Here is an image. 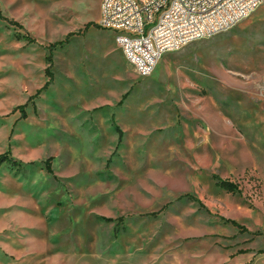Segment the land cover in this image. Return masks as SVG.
<instances>
[{
	"label": "rangeland",
	"instance_id": "rangeland-1",
	"mask_svg": "<svg viewBox=\"0 0 264 264\" xmlns=\"http://www.w3.org/2000/svg\"><path fill=\"white\" fill-rule=\"evenodd\" d=\"M102 1L0 0V264H264V0L147 78Z\"/></svg>",
	"mask_w": 264,
	"mask_h": 264
},
{
	"label": "built area",
	"instance_id": "built-area-1",
	"mask_svg": "<svg viewBox=\"0 0 264 264\" xmlns=\"http://www.w3.org/2000/svg\"><path fill=\"white\" fill-rule=\"evenodd\" d=\"M262 0H103L98 26L115 41L140 78L161 57L225 32L248 18Z\"/></svg>",
	"mask_w": 264,
	"mask_h": 264
},
{
	"label": "trees",
	"instance_id": "trees-1",
	"mask_svg": "<svg viewBox=\"0 0 264 264\" xmlns=\"http://www.w3.org/2000/svg\"><path fill=\"white\" fill-rule=\"evenodd\" d=\"M1 22H5L6 24H8L9 26H13V27H18L20 29L23 28V26H21L18 22L16 21H13V20H9L8 18H6L1 12H0V23ZM91 26V24H87L86 27H85V30H87L89 27ZM76 34L74 33H70L67 35V37L65 38V40L61 41V42H58V43H55V44H52L49 46V49L50 50H53L54 48H56L57 46H62L64 45L65 43H67L69 41V39L73 36H75ZM77 35H80V33H77ZM23 39H25L28 43H33L34 40L32 38H30L29 36H24ZM48 61L51 62V57H48ZM46 75L47 77H49V81L46 82V84L43 86V88H41L37 94L33 97H36L37 95H39L43 90H45L49 83H50V80L52 79V73L50 72V68H47L46 70ZM127 95V94H126ZM125 95V96H126ZM124 96V97H125ZM31 97V98H33ZM24 109H25V106H20L18 108H16V110H19L21 111V113L23 112V117H24ZM3 164H6V165H17L16 161L13 160L11 157H10V152H7V153H4V154H0V166L3 165ZM47 170L48 172L51 173V168L49 166V164L47 165ZM218 186L220 188H222L223 190H225L227 193H231V194H236V193H239L240 192V189H239V186L233 182H230V181H219L218 183ZM228 223H231L234 227H237L241 230H243L244 228L239 225L237 222L235 221H232V220H227Z\"/></svg>",
	"mask_w": 264,
	"mask_h": 264
},
{
	"label": "crops",
	"instance_id": "crops-1",
	"mask_svg": "<svg viewBox=\"0 0 264 264\" xmlns=\"http://www.w3.org/2000/svg\"><path fill=\"white\" fill-rule=\"evenodd\" d=\"M117 45V44H116ZM118 49L121 51V53H122V55H123V52H122V50L118 47ZM123 57H124V55H123ZM125 58V57H124Z\"/></svg>",
	"mask_w": 264,
	"mask_h": 264
}]
</instances>
